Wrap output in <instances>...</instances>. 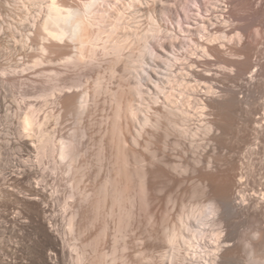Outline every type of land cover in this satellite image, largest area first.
Returning <instances> with one entry per match:
<instances>
[{"label":"bare ground","instance_id":"obj_1","mask_svg":"<svg viewBox=\"0 0 264 264\" xmlns=\"http://www.w3.org/2000/svg\"><path fill=\"white\" fill-rule=\"evenodd\" d=\"M99 1L102 0H85L83 6H72L71 0H47L44 15L40 17L41 19L36 20L34 24L35 36L33 40L38 44L42 42L43 51H54L60 58L66 59V63H69V65H76L85 60L94 61L98 59L99 55L109 57L106 60L108 62L107 65L105 64V72L99 70L97 71L98 73L95 72L97 75H92V77L94 76L93 78H98L99 85V82L108 77L107 75L117 76L122 74L126 76L127 72H130L129 69L133 68L132 65L136 60L134 53V55L126 57V50L147 49L149 33L153 32V36L161 40L159 41L160 48L155 43H151L150 51L154 54L153 57L155 56L154 59L152 57V63L148 62L147 58L142 57L144 63H147L146 65L149 63L151 65V69L144 68L148 72L149 80L144 83V79L140 78L141 81H139L141 83L136 89H129L128 87L131 83L127 84L128 82L125 83L123 81L124 83H120L118 88L111 89L110 87L108 91L106 90L109 93V100L112 105L105 117L107 119L105 129L103 128L105 130L104 134L101 139L96 140L98 144L97 151L95 153L93 151L91 155L88 152L89 157L85 154V157L87 156L89 160L87 158H85L87 160H84L83 154L76 147V139L70 137L69 140L61 139L59 143L55 142L56 139L48 131L47 125L55 117L56 112L45 113L41 111L42 108L29 104L22 113L19 127L21 134L28 137H36L37 142H35L34 148L38 161L43 163L46 158L54 157L59 161L56 160L58 163H67L64 164L67 165V173L72 181L70 202H68V229L76 242L78 240L82 242L79 245V247L82 246L80 247L81 249L77 245L79 241L77 243L73 242L74 244L70 251L73 263L116 264V243L114 244L115 248L111 252L100 250V244L107 241L106 239L110 235L114 237L116 242L120 237L121 239L127 238L129 236L128 233L134 231V233L138 232V236L142 235L140 239L145 241L143 252L150 259H154L153 261L158 256L156 254L161 253L163 249L169 246L172 252H170V256H167L174 261L171 260L174 264H181V262L184 264H230L234 261L237 264L236 262L239 260L236 259L239 256L237 258L236 254L239 252L238 245H241V241L237 242L238 240L236 239L238 226L241 223L243 225L245 216L250 219L258 216V213H255L257 214L256 216L253 214L254 212L251 213L253 209L251 208L250 210V204L247 203L248 201L239 190L244 180H235L237 164L232 166L230 172L226 173L224 171L225 173L222 172V174H213L217 175V178L212 176V172L209 174L203 173L205 170H202L206 165L204 167L201 166L203 169H199L200 167L195 166V163L192 162L193 160L184 159L185 156L178 162L174 154L166 151L165 148L181 146V150H188L187 147L189 145L185 140L188 139L198 144L201 139L198 140V137H203L202 141H210L216 146L222 147L227 143H225L227 136L240 139L241 147L251 144L249 143L250 128L255 123H259L262 117L261 119L253 117L257 108L254 112H252L254 109H250L252 110L250 112L247 110L249 112L247 113L246 109H243V102L239 100L238 95L240 93L253 94L255 90H252L253 88L240 89L238 94L239 91L226 81L235 83L237 86L238 80L247 75L250 67H252L250 56L253 54H251L253 49H251V46L248 47L246 39L249 36V30L253 29L251 27L254 24L253 22H258L262 18L258 17L259 20L257 18L253 19L252 24L245 23L243 12L245 10L244 7L248 5V0H234L235 2L232 0L236 5L234 9L231 8L232 2H226V7L222 8V14L218 17V21L211 19L214 21L212 24L211 21L198 20L196 26L184 27L183 23H181L184 27L182 32L186 34L185 38L188 41L186 43L180 42L179 47L178 42H176L179 35L176 27L173 28L174 8H168L169 5L163 7L158 0H131L129 2L128 9L131 10L133 8L135 15L141 14V16L148 18V28L146 33H143L144 31L138 32L132 28L131 22L128 23L126 21L127 18L121 12L122 10L119 6H115V9L112 6L113 10L104 12L105 9L103 10L98 5ZM218 1L221 2L223 0ZM183 5L187 11L194 8L195 10L202 9L200 0H188ZM232 11L234 12L232 13ZM106 12L110 14L106 15ZM259 12V10H255L256 14H259ZM164 15L167 17L165 22H163ZM228 15L229 17H227ZM101 21H109V24L111 21L113 27L107 31L106 29L109 26L98 30L95 29V26L100 25L99 22ZM261 21L264 22L263 20ZM260 23H256L255 26ZM85 24L88 26L87 32H85ZM233 25L235 26L234 35L232 33L233 36H231V31L229 33L228 28ZM255 29L257 28L255 27ZM103 31L109 33L107 40H104L103 35L108 33L103 34ZM165 36L170 37L172 41H169V38V42H165L167 39L162 41ZM58 41L59 43L63 41L65 43L64 46L63 44L60 46ZM71 46L75 48L74 51L73 49L71 50ZM200 53L204 57H216L225 69L234 67L235 75L230 74V76L228 73H223L221 78H216L214 74L198 71L201 63H204L205 66L210 65L208 61L201 62L199 58L193 57V55H199ZM227 53L228 55L232 54L247 58L233 61L226 56ZM41 62L40 59L35 61V66L41 65ZM207 67L205 71L210 72L211 70ZM62 69L68 70L69 68L64 69L62 67ZM62 69L60 73H63ZM27 70L28 68H23L21 71L18 69H4L2 76L6 79L17 77L22 73L24 74ZM57 72L59 71H56L57 75L60 74ZM255 75L253 76L255 77ZM192 81L205 84L206 90L211 96L199 95L198 86L190 85ZM250 82L252 83V81ZM97 86L92 89L93 91L88 90L87 95L82 97L77 93H68L61 96L62 98L59 101L63 109L62 112L65 113L63 115L66 117V113L78 111L79 100L81 104H85L90 101L92 96H97L100 93V89H104V86L102 88L100 86L97 88ZM146 86L148 87L147 91L143 88H146ZM52 91L57 90L53 89ZM59 91L63 90L59 89ZM260 91H263V89ZM53 92L51 93L52 95L54 94ZM47 93L44 95L45 99L50 97V92ZM146 93L148 94L147 96ZM45 101L47 103L48 98ZM190 108L196 109V112L193 113L194 117ZM88 111L89 109L85 113L90 112ZM62 117L61 115L56 116V121H59ZM181 137H184L185 140ZM200 145L202 146V143ZM181 150L179 149V153H177L180 154ZM90 156H94V159L90 160L92 159ZM210 158L211 156L201 155L196 162L199 166L200 164L204 165L202 163H209L207 167H210L211 160L213 161ZM212 158L215 160L218 157L213 156ZM215 163L214 165H218L217 161ZM167 167L175 168L183 179H185L186 174L189 176L191 172L190 175L192 176V173L194 174L197 171L199 174L197 177L205 183L207 189L190 190V188L186 187L189 190H185V186H183L184 188L181 187L182 185L179 186L187 194H202L204 198L202 202L207 204H198L199 206L196 209L192 208L190 210V207L189 209L186 208L185 197L183 198L185 193L174 195L171 200L174 203V209H176L175 213L171 216V222L168 221L162 224L158 212L160 205H156L155 202L162 201L164 196L162 198L160 197L161 195L158 197L155 194L156 189L167 191L168 182H172L173 186H176L188 180H183L181 179L182 177L179 178V176L175 175L176 173L173 174ZM89 178L93 179V184L90 181L91 186H89L93 188H88V190L83 187V190L81 183L89 181ZM182 184L184 185V183ZM186 197L189 196L187 195ZM144 209L148 211L149 223L159 227L150 233H147L148 230L145 231L146 228L144 229L143 227L145 223L141 219L143 215L140 212ZM206 210H209L210 214L215 216V225H220V228L195 231L193 229L195 225L191 221V217H194L197 212L203 215ZM254 211L257 212L256 210ZM255 218L253 219L254 221H256ZM136 233L135 237L137 238ZM255 233L258 240L253 239V242H249L248 264H264L263 227L261 225L258 226ZM135 237L133 238L135 239ZM238 239L240 238L238 237ZM127 244L128 240L125 246ZM55 252L58 251L56 250Z\"/></svg>","mask_w":264,"mask_h":264},{"label":"rangeland","instance_id":"obj_2","mask_svg":"<svg viewBox=\"0 0 264 264\" xmlns=\"http://www.w3.org/2000/svg\"><path fill=\"white\" fill-rule=\"evenodd\" d=\"M130 1L131 0H102L99 1L98 5L103 10L105 9L104 12L106 10H113V8L115 9V6H119V8L122 10L121 12L127 18L126 21L128 23L131 22V25L133 26L132 28L138 32L144 31L143 33H146L148 28V18L146 16H141V14H139L140 16L137 14L135 15L133 8H131V10L128 9V4ZM187 1L188 0H158L161 6L167 7V5H169L168 8H174V10L172 9L174 12L173 28L176 27V31L179 35L177 36L178 41H176L178 42L179 47L180 42L186 43L188 41V39L185 38L186 34L182 32V28L187 26L192 27V25L196 26L198 20L211 21V24L214 22L211 19L218 21V17L222 14V8L226 7V2H232L231 8H236L234 0V2L232 0H223L221 2L218 0H200V5L202 8L201 10H195L194 8L193 10L187 11L183 5L184 3L186 4ZM248 2V5L244 7V22L252 24L253 19H258V17L260 19L262 18L261 20L264 21V0H248ZM46 6L47 0H0V264H74L70 251L76 240L73 239L74 237H72L68 229V202H70L72 181L67 173V165L64 164L66 162H60L62 163L60 164L58 163L59 161L54 157H48L46 160H42L43 163H41L38 161V158H36L37 155L34 148V145L36 144L35 142H37L36 137L25 136L19 131L22 113L25 111L26 107L31 104L35 105L37 108H42L41 111L45 113L56 112L55 117L52 118L47 125L48 131H50L53 138L56 139H54L55 142L59 143L61 139L69 140L70 137L76 139V147L83 154L82 156H84V160H89L87 156L89 157V155L93 154V151L95 153L98 149L97 141L99 138L101 139V136L104 134L107 119L105 117L109 113L108 111L111 109L112 103L109 100V93L107 92L108 89L110 87L111 89H116L120 86V83L124 82H128L127 84L131 83L128 87L129 89H136L141 83V79H144L143 82L147 83V80H149V75L148 72L144 70V68L151 69V65L149 64L152 63L153 59L155 58V56L153 57L154 54H152V51H150L151 43H155L160 48V38L153 36L154 33L150 32L149 38L147 39L148 50L146 48H142L143 50H126V57L132 56L134 54L136 56V60L132 65L133 68L129 69L130 72H127L126 74L127 77L123 76L122 74H118V77L107 75L108 77L99 82L100 84L98 85V78H93L94 76L92 77V75H97V71L99 70H103L105 72V64L107 65L108 62L106 60H108L109 57L99 55L97 60H85L82 63L79 62L76 65H69V63H66V59L60 58V56L56 55L54 51H43L42 42L38 44L33 40L35 36L34 24L36 20L41 19L40 17L44 15V8H46ZM255 10H259V14H256ZM234 11H232V13ZM105 14L109 15L110 13L106 12ZM227 17H229V15ZM166 19L167 17L164 15L163 22H165ZM261 20L258 21L261 23L257 24L256 26L255 24L258 22H253L254 24L252 25L254 27L251 25L253 29L250 27L252 32L249 30V36H247L246 39L248 47L251 46L252 48H250L253 49V51H251V54H253L250 56V61L252 63L251 66L253 68L250 67L247 75H244L241 80H238L237 84L239 86L241 85L240 87L238 85L236 86L235 83L226 81L234 89L236 88L239 91L238 94L240 93V89L245 90L246 88H253L252 90H255L253 91V94L240 93L238 95L239 100L243 102V109H246L245 111L247 113L253 109L254 110L252 112H254L257 108V111H255L254 114L252 113L253 117L256 119H261L262 117V121L260 120L259 123H255L253 127L250 128L249 143L251 144L248 146L243 145L244 147H241L240 139H237V137L233 136H227V139L229 140L226 139L225 143H227L224 144V147L219 145L216 146L210 141H202L203 137H198V140L201 138L199 140L200 142L198 141V144L193 143L188 139L185 140L184 137H181L189 145V147H187L188 150H181V146H171L169 148H165L166 151L172 152L174 154L177 161L182 160L181 158L185 156L184 159L188 158L187 160H193L192 162L195 163V166L198 168L200 167L199 169H203V167L206 165L202 170H205L203 173L206 172V174H209L212 172V176H216L217 178L218 174H222V172H230L232 166L237 164L238 170L236 169L235 171H237L238 174L236 172L235 173L238 177L236 176L235 180H244V183L241 185L239 190L243 193L244 197L248 201L247 203L250 204V210L251 208L253 209V211L251 210V213H258V216H256L257 214H255V216L257 218L260 217V220L254 217L256 220L254 221V215L252 216L253 219L246 218L245 216L244 219L246 218V220L243 219V225H241V223L238 226V232L236 233V239L238 241L236 239L235 241H241V245H238L239 252L236 254V257L239 256V258L237 257L238 259L236 260L240 261V263L239 261L236 262L237 264H248L250 249L249 242L258 240V237L255 233L258 226L261 225V227L264 229V22ZM101 22H99L100 25L95 26V29L98 30L102 27L107 28L109 26L106 29L107 31L113 27L111 21L110 24L109 21ZM181 23H183L184 27ZM255 27L257 29H255ZM144 28L145 30H143ZM234 29V25L228 28L229 33L231 31V36L234 35ZM107 33L108 32L103 31V34ZM108 36L109 33L107 35H103L104 40H107ZM166 39L167 41H165ZM168 40L172 41V39L167 36L163 37L162 39V41L165 42H169ZM58 44L60 46L63 44L64 46L65 43H59L58 41ZM72 49L73 51L75 50L73 46H71V50ZM226 56H228L233 61L245 60L243 58H247L232 54L228 55V53ZM142 57L147 58V61L150 63L146 65L147 63H144ZM193 57L199 58L201 62H210V65L206 66L204 63H201V67L198 68V71L200 72L214 74L216 78H221L223 73L235 75L234 67H228L225 69L221 63H219L216 57H204L202 53L199 55H193ZM39 59L42 61L41 65L35 66V61ZM71 65L73 66L69 67ZM181 65L180 67L183 68L184 66L182 65V67ZM62 67H64V69H69H66V71L63 70ZM206 67L211 71H205ZM23 68H28V70L25 71L24 74L22 73L20 76L10 77L8 79L3 78L2 76V71L4 69H18L21 71ZM59 68L62 69L63 73H60L61 69L59 70ZM53 69L56 71L58 70L59 72L57 73H60L61 75L58 74V76L56 71ZM254 74H256L255 77L253 76ZM250 81H252V83ZM190 83L191 86H198L199 95L211 96V94L207 92L205 84L198 83L196 81H192ZM97 85L100 86V88L104 86V89H100V93H98V95L95 97L92 96L90 101L85 104H81L79 100V110L74 113H66L67 116H64L65 113L62 112L63 109L59 101L62 98L61 96H64L68 93H77L82 97L87 95L88 90L93 91L92 89H94V87ZM143 88L146 91L148 90L147 86L146 88ZM53 89L57 91L53 92ZM59 89L63 91H59ZM261 89H263V91H260ZM51 91L54 93L53 95L51 94ZM46 92H50L51 94H49L50 97H47V103H45L47 98L45 99L44 97ZM204 93L205 95H203ZM147 95L148 94L146 93V96ZM80 99L82 100V98ZM88 109L90 112L88 111L89 113H85ZM192 109L193 108H190L194 117L193 113L196 112V109ZM59 115L63 117L60 118L59 121H56V116L58 117ZM91 137L93 140H95L93 141ZM201 143L203 147L200 145ZM238 146L243 149L239 148ZM178 148L181 150L180 154H178ZM88 152H90V154ZM85 154L87 155L86 157ZM201 155L207 157L211 156L210 159H213V161L211 160L213 163H211V166L216 164V161L218 162V165L212 166V169L211 166L207 167L209 163H202L204 165L200 164L199 166L196 160ZM213 156H217L219 159L216 158L214 160V158H212ZM90 158H92L90 160H93L94 156H90ZM62 165L64 166L62 167ZM201 166L203 167L201 168ZM167 169L173 172V174L176 173L175 175L179 176V178L182 177V175L179 174L175 168L167 167ZM215 173L217 175H213ZM190 174L191 172L189 173V176L186 174L187 178L185 177V179L188 180L185 182H188H182L184 185L181 183L176 185V187L173 186L172 182H168V185L170 186L166 188L168 192L163 191L162 189H156L155 194L158 197L160 195L161 198L164 196L162 201L159 200V202H155L156 205H160V207L158 206V212L161 218L160 222L162 224L172 220L171 216L173 213H175L176 209H174V203L171 200L172 196L185 193L184 189L182 190L179 185H182L181 187L185 186V190H189L186 189V187L190 188V190H204L206 188L205 183H203L201 180H199V177H197L199 175L197 171L194 172V174L192 173V176ZM188 177L191 179L189 180ZM181 179H183V177ZM90 181L92 182L93 179L89 178V181H84L85 183H81L83 190L84 188H91L89 187L91 186ZM185 194V196L183 195V198L185 197L184 200L186 201L187 209L190 207V210H192V208L196 209L199 206L198 204H207L206 202H202L204 201L202 194ZM187 195L189 197H186ZM144 210H142L140 214L143 215L141 219L144 220L143 222L145 225L143 224V227L144 229L146 228L145 231L148 230L147 233H150L154 230H157L159 227L153 226L149 223L148 211L146 209ZM215 220V216L211 215L209 210H206V213L203 215L197 212L194 217H191V221L195 225V228H193L195 231H200L201 229H219L220 225H215ZM135 233L134 231L129 232V236H127L128 239L126 237L124 238L126 241L128 240L129 245L127 244V246H125L126 241L121 239V237L115 242L114 237L110 235L106 239L107 241L102 242L103 244H100L99 249L102 251L105 250V252H111L116 246V264H157L158 261H160L162 264H174V261L168 257L171 255L170 252H172V249L169 246L166 247V249H163L161 253L159 252L160 254H156V256H158L156 257L155 261H153L154 259H150V257L146 256V254L143 252L145 241L144 239H140L142 235L140 234V236H138V232L136 234L139 238H136ZM133 237H135V239ZM238 237L240 239H238ZM78 241L79 244L77 243ZM78 241L76 243L79 247L82 242L81 240ZM240 246L242 251L240 250ZM56 250L58 252H55ZM144 255L145 257H143ZM160 262H158V264ZM181 264L184 263L181 262ZM230 264H235V261Z\"/></svg>","mask_w":264,"mask_h":264},{"label":"clouds","instance_id":"obj_3","mask_svg":"<svg viewBox=\"0 0 264 264\" xmlns=\"http://www.w3.org/2000/svg\"><path fill=\"white\" fill-rule=\"evenodd\" d=\"M71 4L72 6H83L85 4V0H71ZM87 31H88V26L87 24H85V32Z\"/></svg>","mask_w":264,"mask_h":264}]
</instances>
